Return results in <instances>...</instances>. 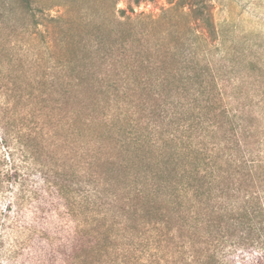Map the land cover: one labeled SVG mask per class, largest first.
I'll return each instance as SVG.
<instances>
[{"label": "trees", "instance_id": "obj_1", "mask_svg": "<svg viewBox=\"0 0 264 264\" xmlns=\"http://www.w3.org/2000/svg\"><path fill=\"white\" fill-rule=\"evenodd\" d=\"M169 5L37 29L31 0H0L36 35L23 153L74 222L65 264H264V64L230 56L204 0Z\"/></svg>", "mask_w": 264, "mask_h": 264}, {"label": "rangeland", "instance_id": "obj_2", "mask_svg": "<svg viewBox=\"0 0 264 264\" xmlns=\"http://www.w3.org/2000/svg\"><path fill=\"white\" fill-rule=\"evenodd\" d=\"M204 1L230 56L239 57L243 64H264V0ZM104 3L113 4L115 12L125 9L132 17L157 16L170 6L169 0H31L40 22L37 29L44 28L49 17L72 19L80 12L86 21L98 20L99 11L87 7ZM25 20L28 23L32 18L26 16ZM22 22L12 12L0 24V118L8 121L5 127L10 132L5 144L0 123V264H65L74 222L62 197L43 183L39 169L23 153L35 141H42L36 125L44 122L31 114L34 104L27 94L38 74L36 48H32L36 43L31 40L36 35ZM261 121L264 126V117ZM44 145L48 142L39 145L38 154L45 164L51 150ZM66 162L64 153L47 164L60 171Z\"/></svg>", "mask_w": 264, "mask_h": 264}]
</instances>
